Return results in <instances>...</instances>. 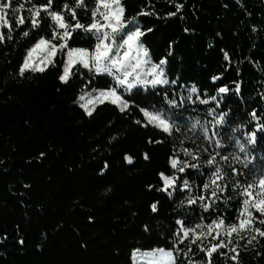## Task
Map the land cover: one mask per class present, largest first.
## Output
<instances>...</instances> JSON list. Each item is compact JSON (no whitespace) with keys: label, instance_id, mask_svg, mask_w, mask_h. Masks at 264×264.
Here are the masks:
<instances>
[{"label":"trees","instance_id":"obj_1","mask_svg":"<svg viewBox=\"0 0 264 264\" xmlns=\"http://www.w3.org/2000/svg\"><path fill=\"white\" fill-rule=\"evenodd\" d=\"M46 2L12 0V6L25 4L27 8ZM64 2L60 0V5ZM121 3L125 18L135 17L142 30H152L141 37L151 61L159 64L165 58V74L178 82L155 90L140 87V97H146L141 106L160 108L161 87L184 101L195 86L197 92L191 94L195 102H187V111H183L184 105L173 109L178 128L171 134H161L151 125L137 126L135 121L143 119L138 108L121 113L107 101L97 104L89 116L77 97L107 88L111 78H92L83 70V75L76 71L68 83H62L60 67L19 75L25 45L30 44L18 36L15 16L21 13H10L15 39L0 43V264H133V249L146 251L171 243L179 227L177 219L185 227H195L204 215L199 205L178 208L188 193L173 192L169 197L158 191L162 185L158 172L171 174L170 155L190 159L180 151L181 141L185 148L201 143L200 125L208 126L212 119L209 107L216 112L230 111L231 124H225V136L241 140L246 147L242 153L234 140L224 142V155L230 159L221 162L227 179L220 181L225 192L216 203L227 222H235L243 199L232 183L237 179L241 184L252 181L251 175L243 174L245 165H255L253 171L264 169V132L255 128L257 123L264 124V0ZM176 4L183 5L179 12ZM87 5L94 7V0H87ZM142 8L155 14L138 15ZM169 12L176 15L168 16ZM22 14L28 16L27 11ZM78 16L89 22L83 9L78 10ZM43 22L51 23L47 18ZM0 31L7 36V28ZM46 32L51 35L50 29ZM94 43V37L81 32L72 46L91 48ZM213 76L218 79L213 81ZM222 86L227 87L226 93H218ZM209 95L217 101L204 105L195 99ZM217 103L223 107L218 108ZM253 110L258 120L251 119ZM252 132L256 143L248 145L247 134ZM150 137L161 142L150 143ZM145 153L149 159L144 158ZM125 154L132 157L131 163L125 161ZM233 155L238 159L233 161ZM105 161L109 167L102 174ZM232 168L241 174L237 176ZM186 171L192 174L182 179L194 182V194H198L201 181L194 170ZM153 203H157V212L150 208ZM223 239L228 245L223 250L226 255L215 254L213 264H264V237L257 236L249 243L247 234L243 239L234 234L230 245ZM198 243L207 246L209 240ZM177 247H191L187 258L178 257L181 264L189 260L207 264L199 247L190 241ZM231 247L237 251H229Z\"/></svg>","mask_w":264,"mask_h":264},{"label":"snow or ice","instance_id":"obj_2","mask_svg":"<svg viewBox=\"0 0 264 264\" xmlns=\"http://www.w3.org/2000/svg\"><path fill=\"white\" fill-rule=\"evenodd\" d=\"M175 7L179 12L183 5L176 4ZM81 9L88 16L89 22L84 23L79 19L78 10ZM25 11L28 12L27 17L22 14ZM17 12L21 13L15 16V25L19 29L18 36L30 44V46L25 45L26 54L23 55V61L19 65V75H25L26 71L43 73L50 67H60L62 71L58 79L62 83H68L76 71H80L83 75V70H87L92 78L97 76L111 78L112 83L107 88L85 91L77 97L85 114L91 116L96 105L104 104L106 101L114 105L121 113L138 108L143 119L135 121L137 126L147 128L151 125L154 129H159L161 134H171L174 128H178V125L174 124L177 116L173 109H180L184 105L183 111H187V102H195L191 95L197 92L195 86L189 89V95L184 101L170 95L167 88L161 87L160 91L164 95L158 97L160 108L152 106V110H149L148 107L141 106L146 97H140V87H151L155 90L157 86L177 85L178 82L170 81L165 74L163 67L167 63L165 58H162L159 64L151 61L141 37L145 36L146 31L151 32L152 30H142L135 17L125 18V7L121 0H94V7L91 9L88 8L87 0H73L71 4L65 0L63 5H60V0H47L44 4L33 3L27 8L25 4H19L14 8L12 0H0V28L8 29L7 36L0 31V43L15 39L12 35L13 25L8 16L10 13ZM154 14L143 8L138 13V15ZM167 15L174 16L176 13L169 12ZM46 18L51 21L50 24L43 22ZM46 29L51 30L50 36ZM41 32L45 34L41 35ZM81 32L95 38V43L91 48L72 46ZM33 40L34 43L31 42ZM227 59L228 55L225 53V60ZM73 66L76 68L74 69ZM217 79L216 76L212 77L213 81ZM81 83L84 84V81L82 80ZM217 91L226 93L228 89L222 86ZM195 99L204 105H207L209 100L217 101V97L211 95L207 99L199 96ZM217 107L222 108L223 106L217 103ZM207 112L212 119L208 122V126L200 125L201 143L195 148H185L183 147L184 142L181 141L180 151L190 159L181 160L177 155H170L168 164L173 171L171 174H166L164 171L158 172L162 185L157 189L167 192L169 197H173V192L181 194L187 192L188 195L180 201L177 207L186 204L194 209L198 204L204 215L195 227H185L184 222L177 219L175 223L179 227L173 232L171 243L166 247H157L143 252L133 249L134 264L137 258L143 264H181L178 257L187 258L191 253V247L184 250L178 248L177 245L188 244L189 241L191 245L199 247L207 264H213L215 254L226 255L223 250L228 245L225 244L224 237L228 239L229 245L232 243L234 234L241 239L247 234L249 243L257 236L264 237V169L253 171L255 165L252 167L245 165L247 171L243 174L251 175L252 181L241 184L237 179L231 185L243 197L240 207L236 209L238 215L234 218L235 222L229 223L227 218L221 215L216 201L220 199V194L225 192L220 181L227 179L223 174L221 162L227 163L230 159L229 156L224 155L227 151L224 142L234 140L242 153L246 151V147L241 140L230 135L225 136L224 126L231 124L230 111L216 112L215 109L209 107ZM250 116L252 120L259 119L255 110L250 113ZM192 127L195 128L196 125ZM255 128L264 132V124L257 123ZM231 131L235 132L236 128H232ZM149 142L160 143L161 141L150 137ZM246 143L248 145L256 143L255 132L247 134ZM144 158L149 159L150 157L145 153ZM124 159L128 163L132 162V157L128 154H125ZM231 159L235 161L238 157L233 155ZM248 164L252 162L248 161ZM108 167V162L105 161L100 172L105 173ZM186 170H194L201 181L197 186L198 194H194V182L187 178L182 179L192 174L191 171ZM232 171L237 176L241 174L239 169L232 168ZM153 187L149 185V188ZM150 208L153 212H157V203L151 204ZM145 227L146 230H150L148 226ZM253 233L255 235H252ZM204 239L209 240L207 246L198 243ZM212 241L216 242L212 243ZM229 251L236 252L237 249L231 247ZM232 259L236 260V256ZM188 264H196V262L189 260Z\"/></svg>","mask_w":264,"mask_h":264},{"label":"rangeland","instance_id":"obj_3","mask_svg":"<svg viewBox=\"0 0 264 264\" xmlns=\"http://www.w3.org/2000/svg\"><path fill=\"white\" fill-rule=\"evenodd\" d=\"M141 252H143V251H141ZM133 264H134V261H133ZM135 264H143V262L139 258H137Z\"/></svg>","mask_w":264,"mask_h":264}]
</instances>
